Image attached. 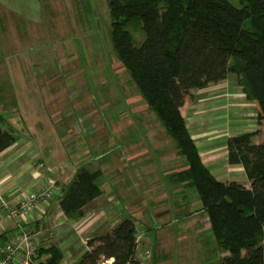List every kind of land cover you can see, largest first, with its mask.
<instances>
[{
    "label": "trees",
    "instance_id": "16d2710c",
    "mask_svg": "<svg viewBox=\"0 0 264 264\" xmlns=\"http://www.w3.org/2000/svg\"><path fill=\"white\" fill-rule=\"evenodd\" d=\"M238 1L240 8L229 0H108V4L118 58L184 159L185 169L171 179L196 191L216 242L228 253L223 264H264V143H252L251 133L230 137L229 162L244 167L250 188L235 181L221 183L203 165L180 111L192 90L235 74L256 103L259 120H264V0ZM133 20L141 23L140 46L125 29ZM2 122L0 115V154L16 142ZM101 175V170H76L58 202L65 216L77 219L102 194L97 185ZM87 247L77 264H141L137 226L131 218L89 239ZM45 254L36 264H60L56 247L37 249V259Z\"/></svg>",
    "mask_w": 264,
    "mask_h": 264
},
{
    "label": "crops",
    "instance_id": "0c3cea01",
    "mask_svg": "<svg viewBox=\"0 0 264 264\" xmlns=\"http://www.w3.org/2000/svg\"><path fill=\"white\" fill-rule=\"evenodd\" d=\"M240 79L238 75L229 74L217 84L192 90L180 111L203 165L214 178L221 183L235 181L250 188L244 167L229 162L227 140L251 133L252 143H264V120H259L257 105L246 96ZM19 122L22 127L17 118L15 122L12 118L9 123L2 122L4 129L15 135L16 142L0 154V247L14 240L28 225L37 249L54 246L61 254L60 264H77L89 249V239L104 235L123 219L131 218L137 226L139 260L143 250L151 249L157 262L167 244L186 255L205 249L201 244L205 240L202 234L213 236L207 214L194 189L174 184L171 179L173 174L185 169V162L174 165L181 161V156L156 118L151 115L138 118V125L146 124L142 129L148 135L145 142L135 140L134 145L121 150L113 168L106 167L112 168L110 172L117 177L114 195L112 188L98 184L104 169L96 168L93 163L90 165L95 169L83 166L90 172L101 170L97 185L102 194L89 203L77 219L65 216L58 204L76 172L72 152L65 153L59 147V152L48 155L44 149L42 126L38 131H30L21 118ZM119 130L116 129L117 133ZM98 131L101 132L97 129L89 135L96 137ZM158 142H161L158 148L147 149ZM151 153L162 156L164 164L160 169H149L153 164ZM38 160L44 165L40 169L36 165ZM47 181L54 185L55 191L49 202L40 203L28 215V220L20 214H9L30 192L38 193ZM158 232L163 235L156 241ZM191 235L197 237L195 242ZM227 255L226 252L223 258ZM24 256L22 252L13 264H24ZM46 257V254L39 255L41 260Z\"/></svg>",
    "mask_w": 264,
    "mask_h": 264
},
{
    "label": "rangeland",
    "instance_id": "374dc122",
    "mask_svg": "<svg viewBox=\"0 0 264 264\" xmlns=\"http://www.w3.org/2000/svg\"><path fill=\"white\" fill-rule=\"evenodd\" d=\"M229 2L241 7L238 0ZM125 29L140 46L144 39L140 21H131ZM146 108L114 48L108 0H0V115L8 123L17 118L20 127L21 118L30 131L42 126L48 155L62 147L65 153L72 152L76 170L88 165L95 169L92 163L104 169L98 184L112 188L114 195L113 163L121 150L148 136L142 130L146 124L136 123L138 118L151 115L165 130ZM97 129L101 132L96 137L89 135ZM151 157L149 169H160L162 156ZM180 160L174 165L184 162ZM109 165L111 169L106 168ZM160 235L156 233V241ZM202 237L204 250L186 255L167 244L159 260L152 255L149 264H223L226 251L214 236ZM196 238L191 235L193 242Z\"/></svg>",
    "mask_w": 264,
    "mask_h": 264
},
{
    "label": "built area",
    "instance_id": "2783aa9c",
    "mask_svg": "<svg viewBox=\"0 0 264 264\" xmlns=\"http://www.w3.org/2000/svg\"><path fill=\"white\" fill-rule=\"evenodd\" d=\"M36 165L42 168L44 165L41 161H37ZM54 185L47 181L38 193L30 192L28 196L23 199L18 208L12 210L11 215H23L28 220V215L40 204L47 203L53 197ZM27 225V224H26ZM31 229L27 225L23 228L22 233L16 235V238L4 246L0 247V264H13L19 258L22 252L25 253L24 264H36L41 259H37V248L31 234ZM152 257V250L145 249L141 254V264H148Z\"/></svg>",
    "mask_w": 264,
    "mask_h": 264
}]
</instances>
